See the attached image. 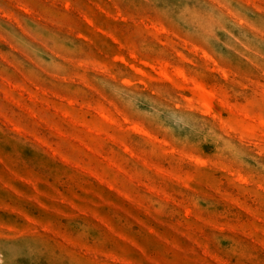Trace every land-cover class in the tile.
<instances>
[{
	"label": "rangeland",
	"instance_id": "1",
	"mask_svg": "<svg viewBox=\"0 0 264 264\" xmlns=\"http://www.w3.org/2000/svg\"><path fill=\"white\" fill-rule=\"evenodd\" d=\"M0 264H264V0H0Z\"/></svg>",
	"mask_w": 264,
	"mask_h": 264
}]
</instances>
